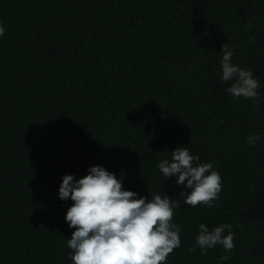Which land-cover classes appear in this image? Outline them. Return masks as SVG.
I'll return each mask as SVG.
<instances>
[{
	"label": "trees",
	"instance_id": "16d2710c",
	"mask_svg": "<svg viewBox=\"0 0 264 264\" xmlns=\"http://www.w3.org/2000/svg\"><path fill=\"white\" fill-rule=\"evenodd\" d=\"M0 24V264H72L58 189L95 165L179 202L167 264H264V103L220 79L228 43L264 100V0H0ZM183 146L222 177L212 208L158 169ZM201 223L232 225L228 261Z\"/></svg>",
	"mask_w": 264,
	"mask_h": 264
},
{
	"label": "clouds",
	"instance_id": "9594fccd",
	"mask_svg": "<svg viewBox=\"0 0 264 264\" xmlns=\"http://www.w3.org/2000/svg\"><path fill=\"white\" fill-rule=\"evenodd\" d=\"M5 27L0 24V37ZM221 82L229 84L226 91L234 98L253 100L257 107L260 98V83L253 72L233 63L234 50L228 43L222 45ZM264 140L261 134L249 136L246 143L255 146ZM200 160L186 146L176 147L171 159H163L158 169L164 177L174 178L175 185L190 189L184 193L185 203L196 207L212 208L222 191V177L213 169L211 162ZM58 198L71 200L65 221L75 230L67 241L72 251V264H167L174 249L181 247V228L173 222L179 202L166 194L151 199L123 188V176L106 170L102 165L91 166L87 174L79 179L75 174L61 178ZM231 224L214 228L201 223L196 243L207 255L209 249L222 246L228 253L221 257L230 259L234 249L235 233ZM227 230V234L225 232Z\"/></svg>",
	"mask_w": 264,
	"mask_h": 264
}]
</instances>
